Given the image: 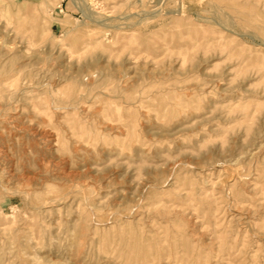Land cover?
<instances>
[{"label": "rangeland", "instance_id": "374dc122", "mask_svg": "<svg viewBox=\"0 0 264 264\" xmlns=\"http://www.w3.org/2000/svg\"><path fill=\"white\" fill-rule=\"evenodd\" d=\"M0 264H264V0H0Z\"/></svg>", "mask_w": 264, "mask_h": 264}, {"label": "bare ground", "instance_id": "6f19581e", "mask_svg": "<svg viewBox=\"0 0 264 264\" xmlns=\"http://www.w3.org/2000/svg\"><path fill=\"white\" fill-rule=\"evenodd\" d=\"M21 90H22V89H21ZM31 97H32V96H31ZM37 98H40V97H36V99H37ZM43 103H44V102H43ZM45 103H47V102H45ZM47 104H48V103H47ZM47 104H46V105H47ZM43 107H44V106H43ZM46 108H47V107H46ZM48 109H49V108H48ZM56 112H57V111H56ZM41 113H42V112H41ZM46 113H47V112H46ZM65 115H66V114H65ZM47 118H49L48 115H47ZM69 121H70V120H69ZM73 123H74V122H73ZM69 124H70V123H69ZM69 126H70V125H69ZM71 127H72V126H71ZM50 134H51V133H50ZM48 136H49V135H48ZM51 137H52V136H51ZM54 144H55V143H54Z\"/></svg>", "mask_w": 264, "mask_h": 264}]
</instances>
